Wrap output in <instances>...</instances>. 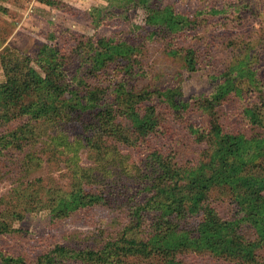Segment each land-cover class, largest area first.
<instances>
[{
	"label": "trees",
	"instance_id": "16d2710c",
	"mask_svg": "<svg viewBox=\"0 0 264 264\" xmlns=\"http://www.w3.org/2000/svg\"><path fill=\"white\" fill-rule=\"evenodd\" d=\"M166 1L123 0L121 11L112 3L93 16L95 28L103 24L105 11L114 18H128L132 7L155 11L165 17L162 35L172 41L168 52L195 72L197 50L188 47L183 53L174 39L193 35L203 14L229 8L206 4L193 17ZM41 2L66 7L58 0ZM226 4L234 11L251 5L250 0ZM0 10L6 11L1 4ZM68 34L67 29L53 32V43L38 45L34 57L13 46L0 54L5 74L0 82V179L13 171L28 179L45 162L47 145L54 155L49 160L65 156V163L81 171L70 190L13 179L11 196L0 195V264H264V104L255 96L238 113L220 112L230 94L244 97L243 87L255 91L264 37L253 49L247 42L231 44L233 63L210 76L211 90L185 97L179 87L142 84L150 66L137 46L128 48L121 77L92 85L98 73L107 74L122 41L74 32L69 40ZM65 42L71 54L62 51ZM195 109L206 116L205 123L191 115ZM169 117L185 122L190 142L201 148L198 158L179 161L173 128L163 127ZM80 148L93 160L89 168L76 163ZM18 202L77 224H86L97 206L107 207L120 230L110 236L112 227L105 221L93 230L70 229L64 241L48 243L29 262L27 254L7 253L27 239L24 227H13Z\"/></svg>",
	"mask_w": 264,
	"mask_h": 264
},
{
	"label": "rangeland",
	"instance_id": "374dc122",
	"mask_svg": "<svg viewBox=\"0 0 264 264\" xmlns=\"http://www.w3.org/2000/svg\"><path fill=\"white\" fill-rule=\"evenodd\" d=\"M58 1L60 4H65L66 7L57 8L41 2V0H0V4L6 9V11L0 10V54L6 46H13L34 57L33 54L38 45L50 43V36L53 32L59 34L60 31L66 29L69 32V40L72 38L70 34L72 32L85 34L88 37L96 34L118 36V39L122 41V48L115 52L107 74L98 73L90 80L92 85L96 86L101 81L107 85L111 80L121 77L128 48L137 46L144 50L143 58L150 66L142 84L151 82L161 89L172 86L179 87L184 91L185 97H189L210 91L212 81V79L210 81V76L223 72L216 69L224 70L227 66L232 65L231 44L238 46L247 42L248 48L253 49L260 46L264 37V0H250V6L248 4L247 7L237 11H234L235 7H228L226 4V2H234L235 0H167L166 4H172L176 10L192 14L193 17L196 9L198 7L204 8L206 4L216 6L219 9L229 8V10H223L222 13L216 15L213 13L203 14L198 30L194 31L193 35H190L188 39L185 35L174 39V46L183 53L188 47H194L197 50L199 68L197 71L191 72L188 71L180 56H173L168 52V43L172 41L163 38L162 29L165 23L163 15L142 7L138 9L128 8L129 12L126 15L128 18H114L106 14L105 11L103 13L105 17L101 19L103 24L96 30L93 16L97 15L101 9L112 8V3L115 4L114 6L117 3V7L114 8L121 11L119 2L121 1L123 4V0ZM240 11H246L247 14L240 17ZM243 17L245 18L243 19ZM61 49L66 54L72 53V46L69 47L67 42L61 44ZM258 65L261 76H259L260 81L253 85L255 91L243 87L244 97L240 98L234 93L230 94L220 107L222 115L228 112L227 116H231L233 111L238 113L237 111L241 107H246L249 102H255V96H258L259 104H264V59ZM4 80L5 74L0 60V82ZM190 113L196 117L199 115V119L204 123L207 121L206 116L199 114L197 109L191 110ZM246 123L248 122L246 121ZM169 125L173 128L172 133L176 136L179 161L188 163L198 158L201 148L196 146L197 143H194L195 145L191 143L193 140L189 138L185 122L175 117L171 120L169 117L167 122L163 121V127L168 129ZM73 136V132L70 131L69 137L72 140ZM48 147L49 145L42 149L44 153L42 158L45 162L28 179L22 178L20 171L7 172L0 179V195L11 196L14 178H21V180L18 179V183L24 180L28 183L40 180L46 187H63L70 190L71 186L76 183V177L81 174V171L76 169L75 165L65 163L63 161L65 156H58L49 160L48 157H54V155L51 154L50 149H47ZM75 151L77 153L75 160L79 166L87 168L92 166L93 160L86 148ZM122 152L126 153L128 149H123ZM17 206L13 227H24L27 232L23 231V233L27 235V239L24 240L22 237L23 245L19 247L20 249L9 247L7 253L27 254L26 259L29 262L35 260L41 251L48 246V243L56 239L64 241L62 236L70 229L93 230L98 222L100 224L101 221H105V226L107 224L112 227L110 236H116L120 230V227L116 225L117 223L110 220V212L107 207L97 206L88 214L86 224H77L71 218L66 221L61 214L58 215L48 209L35 211L26 207L22 202H18ZM10 240L13 241V238Z\"/></svg>",
	"mask_w": 264,
	"mask_h": 264
}]
</instances>
